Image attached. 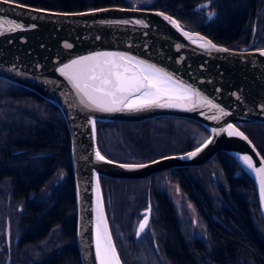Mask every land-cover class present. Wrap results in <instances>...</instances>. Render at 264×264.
Returning <instances> with one entry per match:
<instances>
[{
	"label": "trees",
	"instance_id": "1",
	"mask_svg": "<svg viewBox=\"0 0 264 264\" xmlns=\"http://www.w3.org/2000/svg\"><path fill=\"white\" fill-rule=\"evenodd\" d=\"M11 1L65 12L124 6L122 0ZM145 8L173 15L186 29L216 44L231 49L250 44L251 49L264 48V0H155ZM236 125L243 132L244 126L264 127L257 123ZM157 132L173 135L174 149L156 152L160 142ZM207 136L199 123L179 117L96 122V144L101 154L124 163L184 153ZM248 138L264 158V142ZM159 176L176 184L182 198L192 205L204 229L201 238L190 236L169 195L156 187ZM52 181L49 194L42 197ZM104 183L120 189L124 232L130 229L147 197L152 205V236L141 243L128 236L119 239L118 245L111 233L122 264H142L141 257L157 264H264V222L253 184L227 154L220 152L203 165L170 169L143 179L100 177L101 188ZM0 200L20 209L7 254L9 264H80L74 238L69 138L63 117L32 91L2 78ZM105 212L109 223L106 207Z\"/></svg>",
	"mask_w": 264,
	"mask_h": 264
},
{
	"label": "water",
	"instance_id": "2",
	"mask_svg": "<svg viewBox=\"0 0 264 264\" xmlns=\"http://www.w3.org/2000/svg\"><path fill=\"white\" fill-rule=\"evenodd\" d=\"M157 13L172 17L183 31L193 36H203L215 44L217 49L225 51L199 48ZM137 20L142 23H135ZM16 24L23 28L12 31ZM0 26V78L27 88L49 102L60 112L65 122L73 183L74 238L80 264H98L95 247L97 179L104 219L115 247L105 212L100 177L143 179L170 169L203 165L222 152L231 157L251 180L259 214L264 222L261 177L249 169L239 156H251L254 167H261L264 158L236 125L264 124V55H260L264 48L251 49L253 44H250L240 49H231L216 44L197 31L186 29L171 14L135 6H106L65 12L0 0ZM96 53L123 54L153 64L217 107L197 104L196 97L193 96L192 102L186 107L152 106L116 112L86 108L59 69L73 60ZM220 110L227 115H221ZM213 116L220 118L213 120ZM160 117L193 120L208 133L198 146L204 144L210 136L213 137V142L202 147L192 158H188L187 154L198 146L184 153L160 156L142 163L117 162L104 155L112 163L96 160L95 152L99 150L96 144V122H141ZM91 121H94V125ZM229 124L243 132L247 140L229 137L226 132L214 136L212 129L227 128ZM122 164H143L146 167L128 168L121 167ZM150 209L148 202L140 211L141 218L135 228V238H139L147 228ZM145 215L148 223L137 236L138 225ZM116 255L122 264L117 250Z\"/></svg>",
	"mask_w": 264,
	"mask_h": 264
},
{
	"label": "snow or ice",
	"instance_id": "3",
	"mask_svg": "<svg viewBox=\"0 0 264 264\" xmlns=\"http://www.w3.org/2000/svg\"><path fill=\"white\" fill-rule=\"evenodd\" d=\"M133 10L136 9L134 8ZM157 14L163 16L166 21H169L180 30L186 39L192 44L198 45L199 48L225 51V49H217L215 44L210 40H206L203 36H193L187 31H183L180 24L172 17L163 13ZM209 19H211V14L209 15ZM124 23H128V21H124ZM135 23L141 24L142 21L137 20ZM22 28V25L16 24L11 30L15 31ZM0 34H2V26H0ZM66 46L70 47V45ZM260 55H264V50L260 52ZM59 71L76 90L80 97V103L89 109L116 112L138 110L152 106L186 107L192 102L193 96L196 97L197 104L204 103L213 108L217 107L210 101L203 99L191 87L178 82L170 74L157 68L155 65L123 54L96 53L92 56L73 60L70 64H65ZM220 113L221 115H227L223 110H220ZM219 118V116L211 117L213 120H218ZM91 123L94 125V121H91ZM212 132L214 136H219L221 132H226L229 137H240L247 140L243 132L231 124L227 128L220 130L212 129ZM212 142L213 137L210 136L204 144L189 152L187 157H195L202 150V147ZM95 158L97 161L112 163V161L106 160L99 150L95 152ZM239 159L261 177V198L264 200V160L261 161V167H254V161L251 156L245 154L239 156ZM120 166L128 168L146 167L143 164H122ZM96 196V260L98 264H120L115 247L111 241L107 223L104 219L98 179L96 183ZM147 223L148 217L145 215L138 225L137 236L143 232Z\"/></svg>",
	"mask_w": 264,
	"mask_h": 264
},
{
	"label": "rangeland",
	"instance_id": "4",
	"mask_svg": "<svg viewBox=\"0 0 264 264\" xmlns=\"http://www.w3.org/2000/svg\"><path fill=\"white\" fill-rule=\"evenodd\" d=\"M154 1L155 0H122V3L124 6H128V7L135 6L138 8H145V7H151ZM248 129H250L251 131L264 133V127H258V128L248 127ZM157 136L160 142L158 143L159 146L156 149V152L165 153L169 150L174 149L176 145V141L173 140V135H166V134L164 135L163 133L157 132ZM60 179H62V176H59V180ZM54 181L50 182L46 192L44 191L43 193L40 194L42 197L49 194L48 190L53 186ZM155 185L156 187L161 188L169 195L173 205L175 206L177 214L181 218V222L183 221L185 228L190 230V236L201 238L204 235V229L200 224L199 220L197 219L196 213L192 205L188 203L187 200L182 198L177 188V185L168 181L164 176L156 177ZM101 189H102V194L104 195L103 196L104 205H106L105 207L107 211H109L110 232L114 235L116 244L119 245L118 240L119 239L126 240V237L128 238V236L133 237L134 241L141 243L142 240L134 239V235H135L134 226L136 224V219L135 222L132 223L130 229L127 232H124V230H122V226L124 225L125 221L121 215V211H122L121 209H124V206L122 207L121 205L122 202H120L121 192L119 187L117 186V188L114 189L110 186L105 185L104 183ZM145 203L142 205V207H140L137 210V213L138 211L144 209L143 207ZM17 207H18L17 204L11 203L8 206V204H6L4 200H0V264H9V261L7 259V254L10 251L11 243L15 235L17 217L20 210ZM150 232L152 233L151 230ZM152 244L154 245L153 248L155 249V252H157L156 244L154 240L152 241ZM140 260L142 261V264H157L156 261H152L153 259L151 260V262H149L148 259L141 257Z\"/></svg>",
	"mask_w": 264,
	"mask_h": 264
},
{
	"label": "flooded vegetation",
	"instance_id": "5",
	"mask_svg": "<svg viewBox=\"0 0 264 264\" xmlns=\"http://www.w3.org/2000/svg\"><path fill=\"white\" fill-rule=\"evenodd\" d=\"M244 133L246 134V135H249L248 137H253L254 139H256V138H258V139H260L261 141H263L264 142V133L263 132H255V131H251L250 129H248V127H245L244 126ZM258 150H259V148H258ZM260 151V150H259ZM260 153H261V151H260ZM150 203V211L152 210V205H151V202H150V199H149V197H147V199H146V203H145V205H144V207L143 208H145L146 207V204L147 203ZM141 211V210H140ZM140 211H138V213H137V217L135 218L134 217V219H133V223L135 222V219H136V224H135V228H136V225H137V223H138V221H139V219L141 218V215H140ZM152 212V211H151ZM150 219H151V214H150ZM149 222H150V220H149ZM134 233H135V231H134ZM151 232H150V229H149V224H148V226H147V228L145 229V231L141 234V236L139 237V238H135V235H134V239L135 240H142L143 238H145L146 236H148V235H150L151 236ZM154 244V243H153ZM154 246V245H153ZM160 258V257H159Z\"/></svg>",
	"mask_w": 264,
	"mask_h": 264
}]
</instances>
